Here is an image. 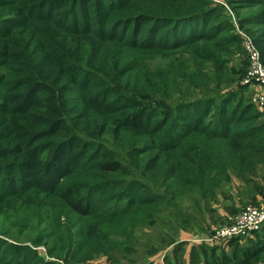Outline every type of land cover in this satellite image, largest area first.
I'll return each mask as SVG.
<instances>
[{
  "label": "trees",
  "instance_id": "1",
  "mask_svg": "<svg viewBox=\"0 0 264 264\" xmlns=\"http://www.w3.org/2000/svg\"><path fill=\"white\" fill-rule=\"evenodd\" d=\"M219 1L236 10L241 28L244 29L248 19L264 26V9L253 18H243L238 13L239 9L264 6V0ZM37 4L57 8L63 13L62 19L53 21L46 15L31 13ZM0 25V102H3L0 105V176L1 171L14 169L17 175L30 180L23 189L16 187L10 193L1 189V195L19 197L12 210L21 216L25 213L18 205L20 195L35 186L37 193L49 194L46 199L35 200L41 203L39 210L57 205L53 207L55 213L66 211L67 220L73 215V223L64 225L60 220L62 215H56L59 221L53 223L55 227L65 228L66 237H57L61 245L54 253L65 264L93 260L103 253L111 257V264H123L119 256H125L131 263L138 262L122 252L135 251L133 235L138 227L157 222L154 206L160 197L138 198L136 194L134 197L132 192L137 189L126 180L132 175V164L137 171H160L170 197L196 191L205 200L215 195V187H220L222 181L229 182L232 173L239 179L238 186L245 191L244 197L255 202L257 194L264 197V115L252 100L244 97L247 86L242 85L239 90L229 87L227 98H222L220 103L215 95H204L205 100L195 101L191 112L196 118L189 116L194 127L187 125L179 133L177 122L181 115L176 122H168V115H173L171 104L165 98L169 91L168 77L162 75V66L157 60L146 56L148 51L169 56L179 49L192 47L193 68L188 69L186 62L182 63L185 83L189 86L190 76L195 75L196 79L206 82L208 90H219L223 84L222 73L233 71L225 67V58L220 59L221 65L215 69L212 66L217 63L216 54L220 56L225 51L222 44L233 41V37L225 39L223 35L236 29L232 17H228L226 9L216 0H122L117 5H109L104 0H0ZM249 35L259 47L264 62V38ZM36 45L43 51L42 57L41 50L33 51ZM43 57L48 58L42 63ZM169 63L175 61L169 59ZM246 72L244 68V76ZM60 80L63 87L58 83ZM32 82L37 84L32 86ZM211 82H216L214 88L209 86ZM31 89L38 95L30 103L23 94ZM18 103H24L25 107L17 106ZM201 105H205L202 111ZM101 106L105 108L104 113L99 111ZM134 110H138L134 117L140 123L132 124L125 118L118 120L122 126L112 128L116 120L111 119L113 113ZM153 118H156L154 123ZM53 120L63 125V128L59 126V133L46 131ZM207 121H210L208 125ZM46 123L50 124L43 126ZM79 124L87 134L78 131ZM109 124L110 129L121 131L116 136L126 135L122 129L125 126L147 132L141 142H132L130 151L127 150V155H143L141 160L134 163L133 157L126 161L116 144L108 150L110 143L103 141L99 132L108 131ZM23 136L43 140L33 155ZM174 137L177 138L172 141ZM124 139L132 141L128 136ZM148 153L150 156L145 157ZM68 154L70 157H64ZM37 158H46L42 177L49 172L43 179L55 178L53 183L33 182L35 174L25 173ZM70 161L73 162L69 164ZM92 187H98L100 199L87 195ZM102 194L107 197L106 203L102 202L105 200ZM125 199L128 203L124 205ZM74 226L79 227L78 240L74 239L77 234L72 231ZM165 238L168 236H163L166 241ZM42 241L43 237L39 239ZM184 244L180 241L173 245L164 258L165 264H185ZM157 246H152L157 253L168 247ZM243 250L242 255L233 253L234 260L238 259L233 264H258L264 259L262 246L253 253L249 248ZM20 252L21 256L0 237V264H59L45 260L42 250ZM227 258L208 264L233 261ZM200 259V250L194 249L191 263L200 264Z\"/></svg>",
  "mask_w": 264,
  "mask_h": 264
},
{
  "label": "rangeland",
  "instance_id": "2",
  "mask_svg": "<svg viewBox=\"0 0 264 264\" xmlns=\"http://www.w3.org/2000/svg\"><path fill=\"white\" fill-rule=\"evenodd\" d=\"M109 5H117L122 0H104ZM225 2V1H223ZM218 4H220L222 7H224V11L226 9V12L228 14V17H231V11L226 8L224 3L221 1H217ZM231 8V7H230ZM260 9H264V6H259L256 8L251 9H239L238 13L241 17H248L253 18L256 15H258L260 12ZM233 13L235 16L237 15L236 10H233ZM31 13H38L43 14L48 17H50L53 21H58L62 19L63 13L58 12L57 8H51L43 7L42 4H37L35 7L32 8ZM45 22V21H44ZM49 23V22H48ZM46 25V22H45ZM71 25H74L71 23ZM1 26V25H0ZM244 30L248 34H253L255 38L257 35H259L260 38H264V35L262 34V31L264 29V26H260L257 22L254 21V19H248L246 20V24L244 25ZM262 36H261V35ZM241 35L236 30H231L230 32L223 35L225 39L228 37H233V41L231 44L224 43L222 46H224L225 51L223 54L219 56V54H216L218 57L217 63L215 66H212V70L218 67V65H221L220 59H227V65L225 67L231 69L233 72L229 73H222L223 76V84L222 87L219 90H208L206 88V82L203 79H196L195 75H191V81L189 82V86L185 83V80L183 79V73H184V66L182 63H185L189 66L188 69H192L194 65V60L192 57V47L179 49L175 53V51L170 54L169 56H163L160 54V52L155 51H148L146 56H152L155 60H157L161 66H162V75L168 77V86L169 91L165 94V98H167V102L171 104L170 107H172V113L173 117H169L170 119L168 122L174 120L177 121V118L181 117L178 124L179 133H182V130L187 127V125H190L189 127H194V123L189 122V116L192 114L191 111L194 110V102L203 101L206 99L204 95L211 96L215 95L216 99H218V103H220V100L222 98H227V93L230 92V90H239L240 87H244L242 85H245L242 83V81L245 79L246 75L244 76L242 71L244 68H247V71L250 66V59L249 55L244 47L243 39L240 37ZM251 36V35H250ZM262 47V46H261ZM260 47V48H261ZM264 49V48H263ZM41 50L39 45H36L33 47V51ZM264 53V52H263ZM40 57L43 56V51L41 50ZM56 56V54H54ZM49 57L50 54H49ZM48 57L40 58L42 61L45 62ZM170 60H174V64L169 63ZM226 63V62H225ZM224 63V64H225ZM58 64L55 65L57 67ZM239 73V74H237ZM247 74V72H246ZM21 75V74H19ZM32 86L37 84V82H32ZM60 87H63L62 80L58 81ZM216 82H211L209 86L211 88H214ZM62 85V86H61ZM57 86V85H56ZM247 87H244V97L246 100L250 101L255 104L253 101V89L251 88L254 86V83L251 85H245ZM231 87L229 90L228 88ZM34 89V88H33ZM29 90L25 91L23 94V98L28 101L32 102L33 99L38 95V92L36 90ZM24 89H21L20 91L23 92ZM206 93V94H205ZM251 97V98H250ZM143 99V98H141ZM147 101L148 98H144ZM35 100V99H34ZM234 103L236 101H233ZM3 102H0V105ZM24 103H18L17 106H20L21 108L25 107ZM230 105V103L228 104ZM256 105V104H255ZM194 106V107H193ZM257 106V105H256ZM258 107V106H257ZM256 107V108H257ZM205 108V105H201L199 107V110L202 111V109ZM38 109V108H34ZM104 107L101 106L99 109L100 113H104ZM260 109V107H258ZM162 110H167V108H162ZM261 110V109H260ZM138 110L129 111L126 113H113L111 119H116L113 126L117 127L118 125L122 126V121L118 122V120H122L125 118H128L129 122L133 124L134 123H140V119L136 116ZM111 114V113H109ZM263 114V113H262ZM120 115V116H118ZM193 117L196 118V115L192 114ZM264 115V114H263ZM161 118L163 116L161 115ZM264 118V117H263ZM110 119V120H111ZM58 120V119H57ZM57 120H53V123H46L44 125H49L47 128V132L50 130L53 133H59L61 130H59V126L63 128V125L61 123H58ZM156 121V118H153V122ZM128 123V124H130ZM188 123V124H187ZM210 121H207L206 124L208 125ZM78 131L82 134H87V132L83 129L82 125H78ZM99 128L101 126H98ZM124 129L123 132L126 133V135L118 134L115 135L116 130L110 129L109 124V130H102L99 132L100 138L103 141H106L109 144L108 150H112L115 147V144L117 145V149H119L126 157V161L128 159H132L133 162L136 163L137 159H142L144 156L140 155L135 157L134 154L127 155V150L130 151L129 146L132 142H141V138L146 135L147 132L139 129L138 127L136 129H131L128 127L122 128ZM89 130V129H86ZM118 131V130H117ZM168 133V132H167ZM96 135V134H95ZM128 136V138H131L132 141H125L124 137ZM25 138V144L27 145L29 152L33 155L35 151L37 150V147L39 143L43 140H36L32 136H23ZM177 137H174L172 141H175ZM113 141L115 143L113 144ZM48 150V149H46ZM45 150V151H46ZM158 150L156 149L155 152ZM154 154V152L152 153ZM149 153L145 157H149ZM64 157H70V154ZM46 158H37L33 165H31V170H25V173L28 171H32L33 174H35V177L32 176L33 182L39 183V184H49L53 183L54 179H43L47 176L49 172L45 174V176L42 177V174L47 166V162L45 161ZM107 159V158H106ZM26 160V158L24 159ZM66 161H63V163ZM73 161H70L72 163ZM131 171L132 175L129 176L128 182L133 183L136 187L137 191H133L132 194L135 197V194L138 195V198L141 197H155L159 195L160 199L156 202L158 203L157 206H154L156 209L155 219L157 222L154 225H143L138 227L134 232V238L136 239L133 242V246L135 247V251L133 253H126V250L122 253L124 255H127L129 257H134L135 260H138V262L131 263L129 259H125V256H119L120 261L123 264H146L151 261H153L155 264L156 262L154 259L159 255L155 256L157 252H154L153 245H158L157 247L160 248L163 246H168L166 249L170 248L172 245L178 243L179 241L175 242V238L187 234L190 235V237H193V239L198 238L194 237L192 234L197 235L201 234V232H204L208 226L213 227V225H216L219 221L216 216L217 212H219V208L223 207L226 203H231L232 199L234 198L233 195L237 196L239 200V204L243 205L244 201L246 204L243 205L242 208L246 207L249 204H255L258 202L250 201L246 197H244V190L239 187L236 184V175L235 173H232L231 179L229 182L227 180H224L221 182V186L216 188L215 187V195L211 196L209 195L208 198H205V200L202 199V197L198 194V192L193 191L191 193H184L183 195L179 196L178 198H175V196L170 197L166 194L165 189H168V186L166 182H163L162 180V174L158 170H145L139 169L138 171L135 170L133 167L134 165H131ZM261 166H258L260 168ZM2 176H0V237L5 239L7 241V245L12 247L14 251H17L19 256H21V251L26 252H35L42 250V254H44L45 260H51V261H57L59 264L66 263L64 259H61L57 257L56 254L59 251V246L61 245L60 241H57V237L63 236L66 237L65 228L62 226L55 227L53 223L59 221V219H56L60 216V220H62V223L64 225L69 224L73 220V215L70 220H67V216H64L66 211H63V214L55 213L53 211V207H56L54 205L50 207H43L42 210H39V205L41 204L37 197L39 198H47L49 194L47 192L37 193L39 190L35 189V186H32V188L28 189L26 192H24L21 196V199L18 200V205L20 206V211L24 212L25 214L21 215L15 213L12 209H14V205L17 204V199L19 198L17 195H7L2 196L1 195V189L10 190L8 193L11 192L12 189H15L18 187L19 189L25 188L29 183L30 180L25 179V177L17 175L15 173L14 169L4 170L1 171ZM7 177L6 179L4 177ZM58 176V175H57ZM166 181V179H165ZM235 181V182H234ZM95 187V186H94ZM93 188V187H92ZM240 189V190H239ZM87 192V191H86ZM98 187L93 188L91 191L88 192L87 195L91 199H100L97 195ZM140 192V193H138ZM119 193V192H118ZM217 193V194H216ZM5 194V192H4ZM224 195V196H223ZM105 200H102V202H107V197L105 194H102ZM242 198V199H241ZM101 202V201H100ZM115 203V202H114ZM128 199H125L123 204H127ZM262 205L263 203H258L256 205ZM36 210V211H34ZM51 211V212H50ZM50 212V213H49ZM241 212V211H240ZM239 212V213H240ZM217 213V214H216ZM239 213H233L235 214V217L238 216ZM232 214V215H233ZM233 217V218H235ZM78 220V218H76ZM233 219L226 220L225 223H223L221 226L216 227V229L221 228L227 224H229ZM80 222V220H78ZM217 221V222H216ZM219 223V222H218ZM73 232H77L75 234V240L80 239L78 235L79 227L74 226L71 227ZM215 229V230H216ZM214 229H209L210 233L215 231ZM45 233V235H43ZM160 235L162 238H160ZM167 235L168 238L166 241L163 240V236ZM208 235V234H206ZM43 237V241L39 242V239ZM200 237L199 239H201ZM207 237H204L205 240ZM119 240H122L124 238H117ZM202 239V240H203ZM178 240V239H177ZM208 243L210 241H207ZM214 242V241H211ZM206 243V242H204ZM171 244V245H170ZM55 247V248H53ZM49 250L51 254L49 253ZM54 250V251H53ZM162 253V252H161ZM160 253V254H161ZM166 252H164L161 257H165ZM105 258L107 260V264H111L110 260L112 261L111 257L107 255V253L100 254L99 256L95 257L97 260L98 258ZM109 259V260H108ZM93 261V260H92ZM91 260H82L80 262H74L69 264H89ZM152 262V263H153ZM68 264V263H67Z\"/></svg>",
  "mask_w": 264,
  "mask_h": 264
},
{
  "label": "crops",
  "instance_id": "3",
  "mask_svg": "<svg viewBox=\"0 0 264 264\" xmlns=\"http://www.w3.org/2000/svg\"><path fill=\"white\" fill-rule=\"evenodd\" d=\"M252 90V88H251ZM240 181L239 179H236V184L239 185ZM233 199L231 203H226L223 205V207L219 208V212H217L216 218L219 220L216 225H213V227L208 226V228L201 232V234L194 235V237H198L193 239V237H190V235L184 234L179 236L177 241H183L184 244V258H185V264H192L190 261L191 253L194 249L200 250L201 259L200 264H208V262L212 263L213 261L216 263H219L222 261V259L227 256V261L229 259H233V261L229 262V264H233L234 262L238 261V259L234 260L233 253H239V255H242V252L244 251L243 248H249L250 252L253 253V251L260 248V246L264 247V227L262 229H259L253 233H249L247 235H240L233 238L226 239L223 242H201L198 239L206 234H211L209 229H216V227L221 226L223 223L228 221L229 218L235 217V214L233 213H239L243 208V205L239 204V200L237 196L233 195ZM242 199V198H241ZM252 200V199H249ZM256 202L264 203V197H262V194H257ZM233 214V215H232ZM225 221V222H224ZM176 241V242H177ZM173 245L168 249L160 250L155 256H157L154 261L156 264H165V257H161V255L170 250H172ZM203 250V251H202ZM162 252V253H161ZM161 253V254H160ZM238 255V254H237ZM235 257V256H234ZM164 260V261H163ZM230 261V260H229ZM153 261L149 262V264H155ZM228 263V262H227ZM89 264H107V260L105 258H98L97 260L94 258L93 261L89 262ZM258 264H264V259L259 261Z\"/></svg>",
  "mask_w": 264,
  "mask_h": 264
},
{
  "label": "built area",
  "instance_id": "4",
  "mask_svg": "<svg viewBox=\"0 0 264 264\" xmlns=\"http://www.w3.org/2000/svg\"><path fill=\"white\" fill-rule=\"evenodd\" d=\"M221 2L231 11L235 29L241 35L244 47L249 55L250 66L242 83L248 86L254 83L252 87L253 101L260 107L264 114V62L262 60L261 51L253 38L241 29L239 21L230 6L226 2ZM230 219L233 220L229 224L216 229L210 235L202 236V238L198 240L201 242H223L226 239L247 235L261 229L264 226V203L262 205L249 204L241 210L238 216ZM204 237L207 238L204 240ZM63 264L65 263L63 262Z\"/></svg>",
  "mask_w": 264,
  "mask_h": 264
}]
</instances>
